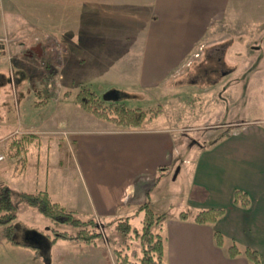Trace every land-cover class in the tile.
<instances>
[{
  "label": "crops",
  "instance_id": "0c3cea01",
  "mask_svg": "<svg viewBox=\"0 0 264 264\" xmlns=\"http://www.w3.org/2000/svg\"><path fill=\"white\" fill-rule=\"evenodd\" d=\"M82 1L93 9L129 11L132 18L121 21L112 30L115 34L96 33L83 39L79 36L77 47L74 46L78 71L93 76L116 72L137 74L134 88L140 90L154 88L182 66L212 26L224 21L230 5V0ZM85 81L91 83L88 78ZM111 88L108 84L105 89ZM113 90L119 98L118 90ZM50 91L45 92L48 97L53 88ZM49 102L52 103L48 100L43 106ZM57 107L55 102L53 109L36 117L34 125L39 129L30 132L34 138L26 153V163L15 171L21 180L18 194L45 190L53 201L77 215L83 212L89 218L108 221L118 217L129 221L131 216L142 217L136 209L143 202L147 201L151 207L158 202L159 185L164 180L174 181L182 176L188 189L186 204L193 211L225 208V213L214 224H196L192 217L181 220L179 214L166 216L162 224L165 262L251 264L244 255L228 257L226 250L234 242L240 249L257 251L260 263L264 264L263 120H246L251 123L247 128L242 126L246 125L244 122L236 125L226 137L200 150L191 165L174 162V133L157 117L156 124L145 128L100 125L74 128L71 134L61 131L58 133L64 136L66 154L72 152V166L68 168L58 158L61 146L53 141L55 128L48 125L51 120L63 126L68 122L62 116L56 117ZM28 121L31 122L28 115H24L18 124L26 127ZM67 137L75 145L74 153ZM32 145L37 149L34 160L29 150ZM160 168L163 171L158 175ZM236 189L247 193L250 199L247 207L232 202ZM34 210L27 206L25 215L36 217ZM214 231L222 234V247L216 246ZM52 245L50 261L46 264H100L101 259L113 264L103 244L92 246L57 240ZM7 250L44 264L31 249L7 243L1 232L0 255Z\"/></svg>",
  "mask_w": 264,
  "mask_h": 264
},
{
  "label": "rangeland",
  "instance_id": "374dc122",
  "mask_svg": "<svg viewBox=\"0 0 264 264\" xmlns=\"http://www.w3.org/2000/svg\"><path fill=\"white\" fill-rule=\"evenodd\" d=\"M127 12L103 7L93 9L83 5L82 0L0 1V152L4 154L0 161V184H7L13 190L12 199L17 206L14 239L35 246L36 251H30L44 264L50 261L53 230L75 233L76 228L51 223L36 210V217L25 215L27 205L18 201L21 180L16 170L20 164H16V158L7 156L6 149L9 141L20 133L38 130L34 125L36 117L53 109L55 102L59 109L56 117L62 116L68 122L63 126L51 120L48 125L55 128L53 141L60 142L61 146L58 158L68 168L72 166V152L66 154L64 136L58 132L71 134L74 128L114 126L80 107L76 95L82 87L99 97L117 89L118 103L146 112L140 127L156 124L157 117L174 133L173 159L180 165H191L200 150L219 141L236 125L244 122L246 125L242 126L247 128L251 120L264 121V0H230L224 21L212 26L194 54L162 83L146 90L134 88L137 74L116 72L93 76L78 71L74 52L78 37L115 34L112 30L118 28L121 21L132 18ZM86 78L91 83L85 81ZM108 84L112 88L106 90ZM52 88L54 91L48 97L45 92H51ZM48 100L52 103L44 107ZM24 115H28L31 122L21 127L18 123ZM66 140L74 153L75 145L70 138ZM29 150L34 160L35 145ZM161 174L159 171L158 175ZM159 189L161 197L153 207L145 201L152 210L172 217L186 212L188 217H193L195 211L186 204L188 189L182 176L174 181L164 180ZM77 216L81 220L89 218L83 212ZM93 219L101 233L96 243L106 247L113 264H116L114 249L125 252L139 249V240L134 235H124L115 228L125 218ZM140 220L141 215L131 216L129 223L139 229ZM0 264L40 262L7 250L0 255ZM100 264L107 263L101 259Z\"/></svg>",
  "mask_w": 264,
  "mask_h": 264
},
{
  "label": "trees",
  "instance_id": "16d2710c",
  "mask_svg": "<svg viewBox=\"0 0 264 264\" xmlns=\"http://www.w3.org/2000/svg\"><path fill=\"white\" fill-rule=\"evenodd\" d=\"M76 101L82 109L92 113L94 116L106 120L121 129L139 128L146 119V112L140 108H129L123 103H118L114 99H103L98 94L87 87L76 95ZM109 102V105H105ZM228 133L224 135L226 137ZM222 137V138H224ZM34 135L23 133L11 139L7 145L6 153L8 157L16 158V164L22 168L26 163L25 154L28 145L32 143ZM222 138H219L222 139ZM162 173L163 168L159 169ZM13 191L7 184H0V227L7 243L14 246L29 248L36 251V247L14 239V224L17 206L12 199ZM18 201L28 207L36 209L42 216L48 218L54 224H68L76 228L75 233L67 231L53 230L51 242L64 240L84 245H96L101 238L100 231L96 228L97 223L93 218L81 220L77 213L69 210L60 203L53 201L49 193L45 190L36 192H20ZM232 202L236 205L247 207L250 199L246 192L236 189L233 192ZM136 213H142L140 228L131 226L128 219L120 220L115 228L124 235L132 234L139 240V249L132 248L129 252L123 249H114L113 254L116 264H167L163 258L162 224L166 219L163 213H156L147 202L139 205ZM225 213V208H207L194 213L192 221L196 224H214ZM178 217L187 220L186 212H180ZM213 238L216 246L222 247L223 236L219 231H214ZM227 255L235 258L244 255L251 264H261L257 251L250 248L240 249L231 242L227 248Z\"/></svg>",
  "mask_w": 264,
  "mask_h": 264
},
{
  "label": "water",
  "instance_id": "95a60500",
  "mask_svg": "<svg viewBox=\"0 0 264 264\" xmlns=\"http://www.w3.org/2000/svg\"><path fill=\"white\" fill-rule=\"evenodd\" d=\"M102 98L103 99H114V100H118L119 99L115 90H109V91L105 92L102 95ZM177 171H178V168L176 169L175 172L177 173Z\"/></svg>",
  "mask_w": 264,
  "mask_h": 264
},
{
  "label": "built area",
  "instance_id": "2783aa9c",
  "mask_svg": "<svg viewBox=\"0 0 264 264\" xmlns=\"http://www.w3.org/2000/svg\"><path fill=\"white\" fill-rule=\"evenodd\" d=\"M4 159V154L0 152V161Z\"/></svg>",
  "mask_w": 264,
  "mask_h": 264
}]
</instances>
